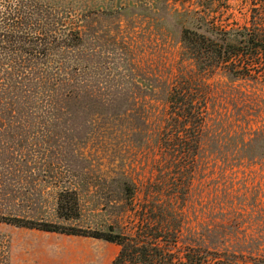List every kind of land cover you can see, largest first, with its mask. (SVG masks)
Instances as JSON below:
<instances>
[{
    "label": "rangeland",
    "instance_id": "obj_1",
    "mask_svg": "<svg viewBox=\"0 0 264 264\" xmlns=\"http://www.w3.org/2000/svg\"><path fill=\"white\" fill-rule=\"evenodd\" d=\"M39 2L49 21L81 26L86 47L69 57L82 65L74 79L86 102L58 120L37 92L0 105V264L14 254L22 264H113L122 248L85 235L99 231L165 249L124 264H264V53L237 78L225 66L199 72L182 43L183 28L264 31V0ZM183 76L207 101L202 130L168 123ZM62 190L79 196L71 220L58 212Z\"/></svg>",
    "mask_w": 264,
    "mask_h": 264
},
{
    "label": "trees",
    "instance_id": "obj_2",
    "mask_svg": "<svg viewBox=\"0 0 264 264\" xmlns=\"http://www.w3.org/2000/svg\"><path fill=\"white\" fill-rule=\"evenodd\" d=\"M13 1L15 2L5 0L0 5V105L29 104L30 94L37 92L45 105V113L56 120L70 119L72 110L84 109V101L86 102L85 83L78 80L75 82L74 79L75 71L82 65H76L74 59L71 61L69 57L86 47L81 26L67 31L60 19L49 21L44 18L39 0ZM182 43L185 54L195 62L199 72L225 66L235 77L240 78L243 77L250 56L255 59L264 53V31L249 28L223 31L209 28L205 32H199L183 28ZM263 64L264 62H261L262 67ZM83 68L81 67V71ZM190 84L192 85L191 82L185 81L183 76L181 81L175 84L168 98L172 116L171 120L169 117L168 123L171 124L174 120L184 128L189 124L187 132L193 128H203L207 114L204 95L199 89L190 88ZM117 110L111 109L113 114L110 115L117 116ZM84 126L91 129L89 123H84ZM197 135L199 133L193 136ZM161 136L164 138V134ZM163 138L160 137L159 142L161 151H165L167 147L163 145L169 141ZM190 144L199 146L198 137L187 138L185 146L188 148ZM79 206L76 190L60 192L58 212L61 218H76L79 216ZM23 226L47 232L81 235L75 229H70L69 232L60 231L57 225L46 223L38 227L35 223L27 221ZM85 235L117 244L122 248L113 264L134 261L137 256H142L147 261L150 249L158 257H161L165 250L156 244L151 247L148 243L140 245L139 239L142 235L136 238L102 231ZM166 264L207 263L205 259L198 260L197 255H187L186 261L174 262V259H169Z\"/></svg>",
    "mask_w": 264,
    "mask_h": 264
},
{
    "label": "crops",
    "instance_id": "obj_3",
    "mask_svg": "<svg viewBox=\"0 0 264 264\" xmlns=\"http://www.w3.org/2000/svg\"><path fill=\"white\" fill-rule=\"evenodd\" d=\"M21 259L17 254L12 255L11 260L7 264H22Z\"/></svg>",
    "mask_w": 264,
    "mask_h": 264
}]
</instances>
